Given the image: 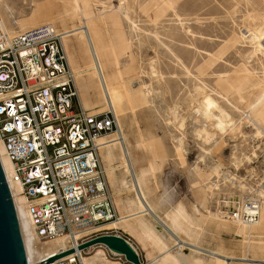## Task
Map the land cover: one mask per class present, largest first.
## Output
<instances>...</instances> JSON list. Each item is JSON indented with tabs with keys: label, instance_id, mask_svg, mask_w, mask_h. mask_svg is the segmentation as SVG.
Segmentation results:
<instances>
[{
	"label": "rangeland",
	"instance_id": "rangeland-1",
	"mask_svg": "<svg viewBox=\"0 0 264 264\" xmlns=\"http://www.w3.org/2000/svg\"><path fill=\"white\" fill-rule=\"evenodd\" d=\"M80 14L91 18L106 85L121 96L118 110L100 105L87 40L77 34L64 38L75 81L81 76L90 79L89 88L95 84L88 88L90 108H83L110 110L117 120L111 138L121 143L111 148L109 161L101 156L116 207L128 211L136 198L135 178H146L149 213L130 217L128 227L139 228V219L159 228L158 220L165 223L181 207L193 227L178 238L228 262H264V230L247 242L220 213L245 201H258L264 213V60L243 39L264 19V0H0V19L11 32L48 24L71 33L80 26ZM205 97L217 107L211 121L200 110ZM220 112L229 117L223 114L226 132L214 128ZM132 208L127 213H135ZM128 227L103 231L126 238L146 264L147 253L159 251L141 244ZM51 242L39 240L38 246ZM106 260L126 264L123 258Z\"/></svg>",
	"mask_w": 264,
	"mask_h": 264
},
{
	"label": "built area",
	"instance_id": "built-area-1",
	"mask_svg": "<svg viewBox=\"0 0 264 264\" xmlns=\"http://www.w3.org/2000/svg\"><path fill=\"white\" fill-rule=\"evenodd\" d=\"M117 130L110 110L91 113L82 107L60 32L44 25L7 35L0 26V143L12 166V180L27 201L36 238L63 240L57 254L74 250L53 264H84L93 248L78 252L80 244L102 235L122 237L103 231L120 217L100 140ZM260 205L245 201L220 213L250 225L257 221ZM102 248L106 258L122 260Z\"/></svg>",
	"mask_w": 264,
	"mask_h": 264
},
{
	"label": "bare ground",
	"instance_id": "bare-ground-1",
	"mask_svg": "<svg viewBox=\"0 0 264 264\" xmlns=\"http://www.w3.org/2000/svg\"><path fill=\"white\" fill-rule=\"evenodd\" d=\"M75 10H79V9H75ZM77 12L79 13V11H77ZM79 18H80L79 19L80 20L79 21L80 26L78 28H76L75 30L71 31V33L67 32V31L64 33H61L62 38L64 39L70 35L77 34L78 36L83 37L87 40V42L89 44L92 67L96 73V75L94 74V76H96L97 80H98V82H97V84H98L97 88L98 89L96 88L98 90L97 91L98 93H96V96L99 94V97H101V99L98 101H100V105L105 104L106 106H111L113 109H116L117 106L119 105V104H117V103H119L118 99L121 100V96L117 92L119 97H120V98H118L116 91L113 90V88H110L111 87L110 84H109V88L106 85V80L103 77L102 68H101L103 66L102 56H101L100 49H99V46H98L97 41H96V34H95L93 28H91V24H90L91 18L85 16L84 14H80ZM96 22H98V21H96ZM95 25H97V24H95ZM0 26H1L2 31L7 35H14L15 33H17V32H11V31L7 30L1 19H0ZM243 39L249 43V45L252 49V55L257 56V57L259 56L261 59L264 60V47L262 45L263 40H264V19L261 21V23L258 26H256V28L249 30V31H246V34L243 35ZM63 49H64V44H63ZM64 51H66V50L64 49ZM67 63H68V60H67ZM68 66H69V64H68ZM73 67H75V66H73ZM84 79H82L81 76L77 77V80L75 81L76 88H77L79 100L83 102L81 104V105H83L82 107L90 108V106L87 103L88 88H89L88 86L89 85L86 86V84H85L88 81H90V79L87 81H84ZM93 79L95 80V78H93ZM91 80H92V78H91ZM97 80H95V81H97ZM90 83H92V82L90 81ZM92 85L94 86L95 84H91V86ZM91 86H90V88H91ZM92 88H95V86ZM114 89H116V88H114ZM262 97H264V90L262 92ZM98 101H97V103H98ZM94 103L91 106H93ZM201 104H202V106H201L202 109H200V110L202 111V114L206 117V119L208 118V120H209V118H210V121H211V119L213 117L212 113L214 112V110H212V109L215 108V111H216V108H217L216 104L209 97H205ZM116 110H118V109H116ZM220 113H219L218 117L214 116L216 118V120H215L216 123L214 124V126H215L214 128L215 129L217 128L219 131L223 132L224 128H226V125L228 124L226 120H228L229 117L223 113L225 116L228 117L227 119H225V116H223V114L222 113L220 114ZM230 124H231V126H233L232 122ZM222 132H220V133H222ZM257 133H259V132H257ZM118 140H120V138H114L113 139V138H111V136H108V137L100 140V144L101 145L104 144V146H102L100 149V154L104 160L109 161L111 159V157L114 156V155L111 156V152L113 151V150H111V148L114 147L115 145L121 143ZM0 163L2 165L4 174H5V178L7 180V183H8L10 192H11L14 207L16 210L19 228H20V233L22 236L24 249H25V253H26V259H27L28 264H52V263H47L44 261L48 257H52L54 255H57L58 248H63V246H64L63 240L52 241L48 245L49 246L48 248L38 246L39 240L36 238V236L34 234L32 222H31V220L27 214V211H26L27 201L24 198V196L22 195L20 185L13 182V180H12V166H11L8 158L5 155L4 148H3L1 143H0ZM145 179L146 178H144L143 175L137 176L135 178V182L133 183L132 188H131L136 193L135 201L132 202L131 206L129 205L128 211H126V209L125 210L121 209L119 207V204H117V209L120 213V221L118 224L117 223H111V224L106 225L107 228L108 227L109 228H116V226L119 224H122V225L128 227L129 225L127 224V222L130 220V217H133V216L141 217L143 215L142 214L143 212L148 211V208H147L148 206L145 204L146 201H145V196H144V192H143ZM132 207L135 208V213H133V214L127 213V212H130V209ZM181 211H182L181 207L175 208L174 211L166 217L167 221L165 223L158 220L157 223L160 225L159 228L157 226L154 228H150L151 226H147L146 224H144L142 222V220H139V219L136 220V222L138 221V224H139L138 227L139 228H130V227H128V228L130 230H132L134 233L138 234V236L140 237V238H138V240L140 239L142 242L144 241L141 244H144V246H145V242H146L150 246H152V247L154 246L158 249V251H159V253H161V255L155 260V264H229L228 260L230 258L219 256L216 253H211V252H209V255L203 254L202 251L198 247H196L194 244L186 243L184 240L178 238V236L184 235V229L185 228L191 229V227H193L189 223V221L185 218V216L183 215V213ZM148 213H149V211H148ZM224 222L229 223L226 220ZM231 223L236 225L234 235H236L237 237L243 238L244 240H247V242H248V241H250L251 238H253L256 235L255 232L259 233V232L264 230V213L261 214V210L259 207L258 219L256 222H254L253 224H250V225H246V224H243L242 222H236V221H231ZM133 226H134V224H133ZM131 227H132V225H131ZM221 228H222V230H226L227 224H223ZM168 239L172 240V242H171L172 246L171 247L170 246L167 247V244H170L168 242L169 241ZM146 246H148V245H146ZM98 248H99V250H97L95 252V254L90 259H85L83 257L84 264H88L89 261H93V262H95V264H118V263H111V262L107 261L103 248L102 247H98ZM148 248H149V246H148ZM204 257H209L210 260H207ZM256 262H260V261L257 260Z\"/></svg>",
	"mask_w": 264,
	"mask_h": 264
},
{
	"label": "water",
	"instance_id": "water-1",
	"mask_svg": "<svg viewBox=\"0 0 264 264\" xmlns=\"http://www.w3.org/2000/svg\"><path fill=\"white\" fill-rule=\"evenodd\" d=\"M104 247L122 256L128 264H143L134 248L122 237L102 235L77 247V251ZM74 253V250L48 257L44 262L54 263ZM0 264H28L18 218L11 192L0 163Z\"/></svg>",
	"mask_w": 264,
	"mask_h": 264
},
{
	"label": "crops",
	"instance_id": "crops-1",
	"mask_svg": "<svg viewBox=\"0 0 264 264\" xmlns=\"http://www.w3.org/2000/svg\"><path fill=\"white\" fill-rule=\"evenodd\" d=\"M102 251V250H101ZM103 252V251H102ZM161 255V253H158L157 255H153L151 253H147V262L146 264H155V260ZM88 264H95L93 261H89Z\"/></svg>",
	"mask_w": 264,
	"mask_h": 264
}]
</instances>
